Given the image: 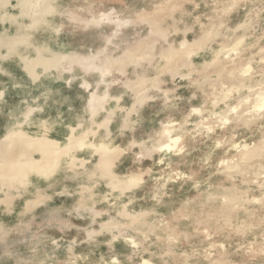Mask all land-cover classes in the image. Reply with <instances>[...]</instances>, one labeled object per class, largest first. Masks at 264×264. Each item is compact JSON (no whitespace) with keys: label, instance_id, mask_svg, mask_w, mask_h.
I'll use <instances>...</instances> for the list:
<instances>
[{"label":"rangeland","instance_id":"1","mask_svg":"<svg viewBox=\"0 0 264 264\" xmlns=\"http://www.w3.org/2000/svg\"><path fill=\"white\" fill-rule=\"evenodd\" d=\"M35 2L29 7L30 9L27 8L28 13L21 14V9L15 6L17 2L14 1V6L8 10V16L0 19V32L7 27L10 36L17 39L19 35L18 39H29L30 43L21 46L24 53L35 55L39 53L37 47L48 42L54 53L64 50L68 54H98L99 58L94 63L101 65L107 58L120 57L125 51L135 50L140 46L139 53L145 54L147 51L145 45L156 41L155 55L151 62L142 61L137 66L135 63L111 64L113 70L112 76L107 79L110 81L108 91L110 95H113V88L116 86L132 94L133 91L127 84L129 80L135 79L137 74L149 79L160 76L164 80L161 85L162 90L171 88L176 91L170 93L167 99L161 90H151L150 94L153 98L149 102L152 108L146 114V118L153 121H150L148 128H145L143 132L129 134L117 144L126 152L120 157V159L123 158V164L120 169L118 168L117 174L125 177L132 172H144L143 182L138 188L126 192L114 189L113 196L112 189L106 184L107 180L101 179L100 184H93L85 175L76 179L71 170L63 169V174H56L51 182H44L36 177L34 187L30 191L35 192L37 187H41L42 189H39L51 193L52 198L48 201L49 203L47 202L48 204L38 207L35 213L25 214L21 213L25 201L32 195L27 192L19 197L11 191L10 194L14 197L13 205H11L13 209L8 211L6 204L0 203V226L4 229V233H0V241L3 242H0V264H112L114 257H118L122 264H138L143 257L148 258L152 264H213L220 258H225L230 264H264V201L245 202L244 205L248 210L241 208L236 213L233 212L234 219L229 224L223 221L224 214L221 208L223 204L221 195L225 188L232 186L233 182H236L240 189H247L250 185L251 190L248 196L257 197L260 200H264L262 194L264 188L259 190L256 185L243 182L244 176L241 174H235L234 180H229L223 174L224 167L220 165L222 158L238 156L237 150L233 147L234 143L250 146L256 144L255 147L264 146V116L248 124L215 123L212 125L214 130L209 132L208 127L196 125L200 116L194 114L192 110L195 107L201 108L203 115L209 116L210 112H221L226 109L224 103L214 104V96L219 92L218 90H221L222 85L227 87L230 83L222 84L219 81L203 83L202 73H198L199 69L203 68L204 61L213 58V51L219 49L223 41L243 38L245 50L242 49L244 50L242 60L251 61L252 75L256 76V79H261L264 70V61H261V57L264 53H258V50L264 46V0H240L237 2L238 6L226 15L222 14V10L230 4V0H197L201 7L194 10L189 2L185 4V12L191 15L181 16L180 12L171 14L172 18L166 19L157 29L153 28L151 20L148 23L138 21L142 15L151 17L152 13H156L157 17L168 16L167 9L157 12L154 5H168L169 0H41L39 3ZM171 3H176V0H171ZM51 6L54 12H51ZM101 13L117 14L121 20L126 21V24L119 29L111 24L96 25L92 22L88 24V21ZM196 16L201 17L200 24L203 25L223 22V27L220 28L222 35L211 41L204 49L197 51L198 53L193 56L196 67L185 66L180 70L181 74L176 76L173 72H164L166 60L160 54L163 46L167 43L178 45L185 36L193 40L202 35L203 31L199 25L192 27ZM155 18L152 17V19ZM174 20H182L183 23L176 29H171L169 26ZM183 25L192 27V30L185 34ZM55 29H59V33L56 34ZM159 31H167V39L161 38L158 35ZM114 34L116 36L112 37V44H107V38ZM17 56L12 51L10 53L8 49L1 52L0 73L9 74L4 66L10 60H18L21 67L22 62ZM251 57L253 58L250 59ZM241 62L243 61L238 60L237 66H240ZM22 70L26 75L25 70L23 68ZM24 74L19 70L18 75L21 80L25 78ZM65 74H71L70 77H72L70 79L72 82L66 87L71 97L65 102L63 99L52 100L51 113L64 109L66 117L72 118L73 122L86 114L90 119V113L86 112V108L90 92L100 81L99 74L96 71L86 72L81 66H75L73 72L53 70L50 74L42 76L39 82L45 77L52 76L59 79ZM183 75H186L185 78H182ZM26 77L34 85L39 83L32 82L27 75ZM195 79L202 81L201 85L198 84L199 81L194 83ZM95 84L96 86L93 87ZM261 86L264 89V86ZM98 89L104 92L106 85L101 84ZM28 90L29 88H26V91ZM0 92L4 91L0 90ZM247 93L246 89L241 90L240 94L234 93V98L229 103H236L239 95ZM57 94L61 93L57 92ZM27 95V92L20 91L19 104L18 98L11 100L8 105L5 102L1 104L0 114L8 113L15 106H17L15 111L19 113L11 114V123L8 126L9 118L7 120L0 115V127H3L0 137L8 131L12 121L19 117H28L33 121L28 129L30 132L39 131L37 130L39 124L35 120L45 118L49 114L47 106L50 103L43 100H28ZM4 97L5 92L3 96H0V101ZM134 100H136L135 96ZM120 102L121 97L119 102H116L117 106ZM121 107L118 110L126 114L128 109ZM136 112H131V115ZM89 119L81 120H84L85 124L87 122L89 126ZM102 119V117L99 118L101 121ZM40 120L37 122L40 123ZM167 122L186 123L185 128L190 130L183 134L182 155L172 154L165 157L162 153L155 152L151 156L144 157V148L137 144L133 145V142H144L141 138H145L148 146L152 145L162 126ZM98 129L101 130V128ZM102 129L105 128L102 127ZM218 144L219 147H217ZM79 152L77 156L84 157L85 150L81 152L82 154ZM87 155L85 157L89 158L90 154ZM162 157L166 159L160 162ZM262 157L264 159V153ZM259 159L251 163L259 161L264 163L263 159ZM87 160L88 164L92 163L90 159ZM249 171L253 172V169ZM248 175L252 176V174ZM58 182L62 185L55 188ZM165 183L167 186L162 187ZM83 184L95 186L93 190L95 193H93L96 199L97 193L110 192L111 195H106L108 200L113 203L117 199L118 206L110 205L108 201L102 200L105 195L101 196L102 199L98 200L95 207L106 211L97 216L99 220L92 224V213L82 211L80 215L74 209L76 202L84 197L80 194ZM119 192L126 194L120 196ZM209 193L216 195V202H208ZM117 196L121 198L118 199ZM0 197L3 198V194H0ZM127 202H130L131 211H140L147 207L155 209V213L151 212L143 225L134 226L135 229L138 228L136 231L135 229L127 231L128 237L140 243L138 252L134 253L136 249L123 236H118L115 240L112 234L104 233L91 240L88 239L87 229L94 226L98 229L100 222L107 220L110 216H117L121 204ZM199 219L203 220V223H200ZM216 222L220 227L214 229V226L218 225ZM205 224L212 235L203 232ZM173 229L176 231L175 235H171ZM10 246L13 247L11 250H9ZM254 249L263 251L255 253Z\"/></svg>","mask_w":264,"mask_h":264},{"label":"bare ground","instance_id":"2","mask_svg":"<svg viewBox=\"0 0 264 264\" xmlns=\"http://www.w3.org/2000/svg\"><path fill=\"white\" fill-rule=\"evenodd\" d=\"M14 1L17 2V5L15 6L19 8V10L21 9V14H26L29 12L27 8L32 6L34 4V1L39 3L41 0H0V19L2 17L8 16V10L10 7L14 6ZM239 1L240 0H230V4L222 10V14H229L232 9H234L231 8L230 5L233 2L237 4V2ZM52 10L53 8L51 9V12H54ZM102 16L105 19L102 20ZM72 18L75 19L74 15H72ZM89 22H92L96 25L111 24L114 25L116 29L122 28L126 24V21L121 20L117 14L113 15V13H101L98 17H94L91 21H88V24ZM222 24L223 22L219 21L216 24L212 23L210 25H205V31L212 32V36L206 45H201L199 43L201 36L204 35V32H202V35H200L196 39L189 40L185 36L181 41H179L178 45H175L174 43H167L166 46H163L160 50L161 57L166 60L165 69L163 71L173 72L176 76L181 74L180 70L185 66L196 67L195 62L193 61V56L198 53L197 51L204 49L211 41H214L217 37L222 35L220 31V28L223 27ZM241 26L243 27V25ZM8 30L9 28L4 27L0 32V53L4 50H9V45H11L12 52L18 55L17 57H19V59L21 60V67L25 70L26 75L32 82L35 83H38L42 76L50 74L51 72H53V70L61 69L62 71L73 72L75 66H81L86 72L94 71V68H100L108 63H111L112 65H118L123 63H135V65L137 66L140 65L142 61L148 60L149 62H151L156 50V41H152L145 45L147 48L145 54L139 53V49L141 48L140 46L135 50L131 49L125 51L124 54L120 57H114L112 59L107 58L105 62L101 65H96L94 62L98 60V54H68L64 50H58V53H54L52 52L51 46L50 44H48V42H44L43 44L39 45L37 47L39 53L35 55H33L32 53H24L21 50V46L30 43L29 39H18L20 38L18 37L19 35L16 39L15 37L10 36L8 34ZM55 31L57 34L60 30L55 29ZM115 36L116 34L107 38L106 43L112 44V37ZM243 42V38H238L227 42L223 41L219 45V49L213 51V58L211 60H205L203 63V68L199 69L198 73H202L201 77L204 78L203 83H212L219 81L222 82V84L230 83V85L227 87H223L224 85H222L221 90H218L219 92L216 93V95L214 96L215 101L213 100L215 105H217L218 103H224L226 108L225 110L221 112H210V114H208L209 116H204L201 108H192L194 114L200 116V120L196 124L198 127L206 126L208 128H212L213 124L220 123L221 118L227 119L229 124H231V122H243L245 124H248L252 122V120H256L264 116V112H261L259 110L260 105L264 104V89L261 88V85L264 86V70L263 74H261V79H256V76L254 77L252 75V62H244L245 59L242 60V51L244 52L245 50ZM233 48H235V51H233L232 54L229 55L228 51L226 50H230ZM258 51V53H264V46H261L260 50ZM252 58L253 57H251L250 59ZM238 60L243 61L241 62L240 66H237ZM261 61H264V56L261 57ZM120 69L122 70L121 67ZM195 70L197 71V68H195ZM111 72L108 76H102L100 72H97L99 74L100 81L94 88V90L90 92V97L88 99V105L86 108V112L90 113L89 126H86L84 120H80L76 125H70L68 128L69 132L64 142L50 135L52 127L46 119H42L40 120V123H38L39 126L37 130L39 131L30 132L28 129H30V125L33 121L28 117H19V119H14L8 131L2 137H0V194H4V197L2 198V201L0 203H5V206L8 207H6L8 211L13 209L11 205H13L14 197L10 194L11 191L18 195H23L27 192H30L29 188L30 186H33L32 178L34 176L40 180L51 182L53 177L56 176V174H58L62 168L71 170V172L73 173V177L76 179L85 175L87 176L89 181H94L93 179L96 176H100L101 178L107 180L106 183L112 189L113 196L115 194L114 189H121L123 192H126L128 190L138 188L143 182L142 175L144 172H132L126 175L125 177H121L115 172L116 162L126 152L121 147L114 145L112 141L110 122L115 116L116 111L122 107L120 105L112 107L109 103L110 100H115V102H119L120 100V97H112L110 95V92L108 91L110 81L107 79L112 76ZM213 75L215 76L214 79ZM185 76L186 75H183L182 78H185ZM196 81H199L198 84L201 85L202 81L195 79L194 83H196ZM163 83L164 80L160 76L155 77V79H149L141 74H137L135 79L129 80L127 85L130 86V88L132 89L136 100L132 108L128 109L127 113L123 117V129L130 128L133 124L132 120H130L131 112L137 111L139 105L141 106L142 104L146 103L148 100L153 98L150 94L151 90H161L167 99L169 98L170 93H174V91H176V89L171 88L162 90L161 85ZM101 84L106 85V90H104V92H100L98 89L99 85ZM258 86L260 88H256ZM89 88L90 85L88 86V89ZM244 89H246L248 93L245 95H239L240 91ZM2 93L4 94V92ZM234 93H239L237 102L234 104H230L229 101L234 98ZM93 94H95L96 96L95 113H93L92 107H90L89 104V101L92 99ZM105 94L108 97L107 100L103 99ZM233 108L236 109L235 112L231 111ZM103 112L106 113V116L104 121L100 123L97 119L98 116H100V114ZM23 119L25 120L23 121ZM105 120H107L108 123L106 124V126H103L105 128L104 138H102L100 141H96L99 129L96 130L95 127L97 126L98 128L102 129L101 125H104ZM185 124L186 123L182 122H167L162 126V129L158 133L156 141L153 142L152 145L148 146L146 141L139 143L134 141L133 145L137 144L140 147L144 148V157L151 156L152 154H155V152L162 153L165 157L172 154H175L176 156H181L183 153V134L185 132L190 131L189 129L185 128ZM165 132L167 133V135H165ZM177 140L179 141V143H175V141ZM166 143L171 145L172 151H169L167 147H165ZM255 146L256 144L250 146L249 144L241 145L240 143H234L233 147L237 150L238 156L232 158L224 157L220 160V165L224 167L223 174H225L229 180L233 181L235 174H241L244 176L243 182L256 185L258 189L261 190L264 188V163H262L261 161H259L258 163L251 162L263 156L264 146ZM83 149L92 151L91 155L93 158L97 157V161L94 164V168H90L88 166L89 161L86 158L77 156L79 151L84 152ZM165 157H162L160 159V162H163L166 159ZM260 159H263V157ZM76 162L78 164H75ZM68 164L72 166H68ZM249 169H253V172H250ZM248 174H252V176H249ZM135 177H139L140 182L136 184L130 183ZM96 183L97 181L93 182V184ZM167 184H163L162 187H166ZM94 187L95 186L91 184H83L81 186L80 194L84 197H82L76 202L74 208L80 215L82 211H88L92 213V224L96 222L99 218H97V216H100L106 211L98 210L97 207H95L97 199L94 194L95 192L93 191ZM37 189L38 191L36 192V196H32V198L26 200L23 213H33L38 207L43 204H46L48 201L51 200V194L47 193L46 191L44 192L42 190H39V188ZM250 190V185L247 189H240L236 182H233L231 187L224 189V193L221 195L223 199V204L221 208L222 213L224 214L223 221L225 222V224L233 222V212L236 213L241 208H244L245 211L248 210L244 205L245 202L264 201L260 200V198L257 197H249L248 193L250 192ZM123 192H119L120 194L118 195H125L126 193ZM262 194L264 195V193ZM120 196H117V198L120 199ZM216 198L217 197L216 195H214V193H209L207 200L208 202L213 203ZM103 200L108 201L110 205L118 206L117 199L115 202L111 203V201L108 200L107 196L105 195L103 196ZM151 212L155 213V211L151 209L131 211L130 202L123 203L118 209L117 216H110L107 220L104 219V221L100 222V226L98 229H96L95 226L94 228H89L87 229L86 234L88 236L89 232H93L95 233V235L92 238H94L97 235L110 233L113 235L115 240L118 238V236H123L124 239L130 242L132 247L136 249V251H134V253H136L140 249V243H138L134 238L128 237L127 231L135 229L134 226L136 224L143 225L144 221ZM251 212L252 211H250V213ZM31 219L32 218H30V220ZM201 219H199V222L203 223V220ZM68 223L70 224V222ZM205 225V227L203 226V232L210 235V229L207 224ZM218 227H220L219 224L217 226L215 225L214 229ZM211 228L213 229L212 226ZM137 229H135V231ZM3 230V227L0 226V233H4ZM20 231L22 232V230ZM175 233V229L171 230V235H175ZM134 244L136 246H134ZM11 247L12 246H10V249H8L11 250ZM16 247H14V249ZM260 251L263 250L254 249L255 253H259ZM132 255L133 254H131V256ZM113 261H116L117 264H122L118 257H114L112 262ZM145 261H147V264H152L151 261L145 257H143L138 264H144ZM213 264L230 263L225 258H220L215 263L213 262Z\"/></svg>","mask_w":264,"mask_h":264},{"label":"crops","instance_id":"3","mask_svg":"<svg viewBox=\"0 0 264 264\" xmlns=\"http://www.w3.org/2000/svg\"><path fill=\"white\" fill-rule=\"evenodd\" d=\"M62 44H64V43H62ZM4 67L9 72V74L0 73V90L5 92V97L3 100L0 101V106L4 102H5V104L8 105L10 103V101L13 100L14 98H18V104H19V92L20 91L28 93V95L26 97V99H28V100H31V101H41V100L48 101V103H50L47 106V108H49V111H48L49 114L46 115L45 118H37V121L39 122L40 119H46L48 121V123L50 124V126L52 127L50 135L56 139L63 141V142L65 141V138L69 132L68 128L70 125H76L77 122L81 119H85V120L89 119V115L86 114V115L81 116L79 118V120H77L76 122H73L72 118L66 117L64 109H59L56 112L51 113L52 112V110H51L52 100L55 101L58 99H63V101L65 102L66 100L70 99L71 95H70V92L68 91V89L66 87H68L67 85H69L72 82V81H70V79L72 78V77H70L71 74H65L64 76H62V78H59V79H57L56 77H52V76L51 77H45V78H42L41 82L34 85L33 83H31L28 80V78L24 74V71L20 67L18 60L14 59V60L7 61L5 63ZM19 70H21L23 72L24 77H25L22 80L19 78V75H18ZM95 86H96V84L93 87H95ZM26 88H29V90L26 91ZM57 92H59L61 94H57ZM57 95H60V96H57ZM111 96L112 97H121V102L119 105L123 106L127 109L131 108L135 102L133 93L129 94L127 92H124L122 90V88H117L116 86H114L113 95L111 94ZM180 97H182V95ZM26 99H25V101H26ZM149 101L150 100H148L142 106H139L137 108V112L131 115L130 120H132L133 124L131 125L130 128L123 129V124H124V118L123 117L125 116V113H122L119 110L117 111V113L114 117V120L110 124V129L112 132V141H113L114 145H117L118 142L121 141V139L127 138L129 134H138V133L143 132V130L145 128H148L147 126L150 123V121L151 122L153 121V119L148 120L146 118V114L152 108V105H150L151 103ZM110 103H111L112 107L117 106V103L115 102V100L110 101ZM16 107L17 106H15L14 109H11L8 113L1 112V114H0V115H3V117H5L6 119L9 118L7 126L11 123V114L13 112L15 114L19 113V112L17 113L15 111L17 109ZM105 116H106V113H102L100 115V117L103 118L102 121L105 119ZM99 118L97 119L98 122H102L101 120H99ZM37 121L35 120V122L38 124ZM86 126H88L87 122H86ZM2 129H3V127L1 126L0 131ZM95 129L96 130L98 129L97 126L95 127ZM5 132H6V130H5ZM99 132L100 133H99V136L96 138V141H100L102 138H104L105 129H101ZM141 140L146 141L145 138H141ZM115 142H117V143H115ZM87 154H90L89 158L85 157V156H88ZM83 155H84V158L90 159L92 161V163L88 164V166L90 168H94V164L97 161V157L93 158L90 150H85ZM122 160H123V158L118 160L119 162L118 161L116 162V166H115V172L116 173H117L118 168L120 169L122 167L121 166L123 164ZM75 164H78V163H75ZM73 165H74V163H73ZM69 166H72V165H69ZM63 169H65V168H62L59 173L63 174V171H62ZM101 179L103 180V178H101L100 176H96L93 180L97 181V183L100 184ZM34 180H36L35 176L32 178L33 186H30L29 190H31L32 187H34ZM87 180H88V178H87ZM43 181L46 182L45 180H43ZM94 181H92V182H94ZM60 185H62V183L58 182L57 184H55V186H56L55 188H57ZM37 188H41V187H37ZM41 189H39V190H41ZM96 189L98 190L97 186H96ZM109 190H110V188H109ZM37 191H38V189L35 192L30 191L29 193L32 196H36ZM109 193L110 192H108L106 194L97 193V195H98L97 203H98L99 199H102L101 196L111 195ZM20 196H23V195H19V197ZM3 197H4V194H3ZM53 198H54V196H53ZM1 201H2V198L0 197V202ZM15 201H16V203L18 202L17 199ZM19 202H20V199H19ZM25 204H26V201H25ZM24 207H25V205H24ZM24 207H23V209H24ZM144 209H154V207H151V208L147 207ZM36 210H38V208ZM35 211L33 213H35ZM154 211H155V209H154ZM22 214H25V213H23V210H22Z\"/></svg>","mask_w":264,"mask_h":264},{"label":"snow or ice","instance_id":"4","mask_svg":"<svg viewBox=\"0 0 264 264\" xmlns=\"http://www.w3.org/2000/svg\"><path fill=\"white\" fill-rule=\"evenodd\" d=\"M189 2H190V6L193 8V10L196 9V8H200L201 7V4L198 3L197 0H176V3H171V0H169V4L168 5H165V4H155L154 5V8L157 10V12H163L165 9H167L168 12H169L168 16L157 17L156 13H152L151 17L142 15L138 22L148 23L151 20L153 28L157 29L159 27V25L162 24L166 19H171L172 18L171 14H174L176 12H180L181 16L191 15V13L185 12V4L189 3ZM237 6L238 5L235 2H233L230 5L231 8H236ZM152 17H156V18L152 19ZM101 19L103 20L105 18L102 16ZM200 19H201L200 16H196L194 21H193V23H192V27H195L196 25L200 26L201 30L204 32V35L201 36V39H200L199 43L201 45H206L209 42V40H210V38L212 36V32L205 31V25L200 24ZM182 23H183L182 20L181 21H175L174 20L173 23L169 27L171 29H176L177 26L179 24H182ZM183 26H184V31L185 32H188V31L192 30V27H189L188 25H183ZM158 35L161 38H163V39H167L168 32L167 31H159ZM9 50H10V53H11V51H12V46L11 45H9ZM226 51H228V54L231 55L232 52L235 51V48L230 49V50H226ZM93 70L97 71V72H100L102 76H108L110 74V72L113 70V68H112L111 63H108V64H106V65H104V66H102L100 68H94ZM0 96H3L2 92H0ZM103 99L104 100L108 99L106 94L104 95ZM89 104H90V107H92L93 113H95V111H96V96H95V94H93L92 99L89 101ZM259 110L261 112H264V104L260 105V109ZM194 111H195V109H194ZM231 111L235 112L236 109L233 108ZM107 123H108V121L105 120L104 125H101V126L102 127L106 126ZM220 123L221 124H227L228 120L221 118ZM208 131L211 132L212 128H208ZM165 135H167L166 132H165ZM175 143H179V141L177 140V141H175ZM165 147H167V149L169 151H172V148H171L170 144L166 143ZM217 147H219V144L217 145ZM161 150H163V149H161ZM139 182H140V178L139 177H135L130 183L136 184V183H139ZM94 235H95V233L89 232L88 233L89 239H91ZM134 246H136V245L134 244ZM112 264H117V262L113 261ZM144 264H147V261H145Z\"/></svg>","mask_w":264,"mask_h":264}]
</instances>
